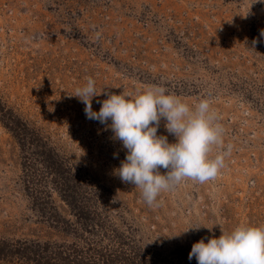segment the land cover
<instances>
[{
  "label": "rangeland",
  "instance_id": "obj_1",
  "mask_svg": "<svg viewBox=\"0 0 264 264\" xmlns=\"http://www.w3.org/2000/svg\"><path fill=\"white\" fill-rule=\"evenodd\" d=\"M262 31L261 0H0V264H197L202 237L264 226ZM88 77L208 99L218 175L149 206L114 172L126 149L71 96Z\"/></svg>",
  "mask_w": 264,
  "mask_h": 264
},
{
  "label": "clouds",
  "instance_id": "obj_2",
  "mask_svg": "<svg viewBox=\"0 0 264 264\" xmlns=\"http://www.w3.org/2000/svg\"><path fill=\"white\" fill-rule=\"evenodd\" d=\"M256 43L253 39V45ZM101 94L107 98L98 101L101 106L97 111L92 102ZM71 96L84 104L87 119L110 128L113 139L126 149L114 172L122 182L141 189L149 206L158 203L161 192L173 190L186 178L204 183L214 179L224 166V153L210 155L213 146L222 143L223 128L208 99L190 106L159 85L136 95L98 92L92 77ZM162 120L167 135L158 134ZM169 135L174 137L171 142ZM193 257L197 264H264V226L241 224L218 237H202L192 244L188 259Z\"/></svg>",
  "mask_w": 264,
  "mask_h": 264
},
{
  "label": "trees",
  "instance_id": "obj_3",
  "mask_svg": "<svg viewBox=\"0 0 264 264\" xmlns=\"http://www.w3.org/2000/svg\"><path fill=\"white\" fill-rule=\"evenodd\" d=\"M44 245H45V244H44ZM44 245H43V246H44ZM58 254H59L61 257H62V260H63V259H64V257L61 255V253H60V252H58ZM68 255H69V254H68ZM68 255H67V256H68ZM67 256H65V257H67ZM68 258H69V256H68ZM76 261H79V260H76ZM74 262H75V261H74ZM65 263H67V261H66ZM68 264H69V263H68Z\"/></svg>",
  "mask_w": 264,
  "mask_h": 264
}]
</instances>
